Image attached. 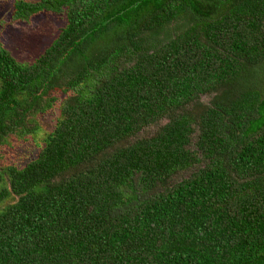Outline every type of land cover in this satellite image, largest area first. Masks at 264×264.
Segmentation results:
<instances>
[{"label": "trees", "instance_id": "trees-1", "mask_svg": "<svg viewBox=\"0 0 264 264\" xmlns=\"http://www.w3.org/2000/svg\"><path fill=\"white\" fill-rule=\"evenodd\" d=\"M38 12L66 23L29 63L0 44V149L125 57L1 167L0 264H264V0L14 2Z\"/></svg>", "mask_w": 264, "mask_h": 264}, {"label": "rangeland", "instance_id": "rangeland-1", "mask_svg": "<svg viewBox=\"0 0 264 264\" xmlns=\"http://www.w3.org/2000/svg\"><path fill=\"white\" fill-rule=\"evenodd\" d=\"M35 2L37 0H25ZM15 0H0V44L7 49L11 55L19 62L29 63L44 52V50L57 37L60 28L66 23L64 14L51 12H38L26 20L14 19ZM125 56L116 58L111 64L101 69L99 74H92L86 82L80 83L75 88H70L64 92L60 89L55 92L57 100L45 111L33 116L39 128L35 133L28 135L14 134L8 136L6 142L0 149V189L6 188L7 182L1 172V167L7 164H17L23 166L26 162L36 157L38 151L43 145V139L50 132L58 119L63 117L62 106L67 94L79 97H89L90 92L96 86L101 73H109V67L120 65ZM209 96H202V102H208ZM192 108V107H191ZM167 121L166 118L143 127L139 132L130 137L127 142H133L140 138L152 136L157 129ZM196 134L192 136V143L196 141ZM124 144H127L124 142ZM194 147V146H192ZM195 166L176 169L173 181L187 177ZM123 182V181H122ZM125 193L129 194V189L125 188ZM16 197L5 195L0 199V211L12 203Z\"/></svg>", "mask_w": 264, "mask_h": 264}]
</instances>
